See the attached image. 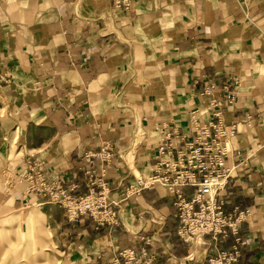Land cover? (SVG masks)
<instances>
[{"label": "crops", "instance_id": "0c3cea01", "mask_svg": "<svg viewBox=\"0 0 264 264\" xmlns=\"http://www.w3.org/2000/svg\"><path fill=\"white\" fill-rule=\"evenodd\" d=\"M127 2L0 0V90L13 112L5 121L18 125L24 140L10 195L56 207L59 264H104L121 249L144 245L155 252L154 264H210L233 236L185 242L167 189L155 184L127 196L124 186L154 167L161 123L185 128L194 109L208 120L206 104L218 97L220 117L237 126L224 208L251 210L237 264H264V0ZM105 144L113 153L105 181L118 203L116 224L70 221L15 178L36 159L67 178L69 192L83 193L85 153ZM40 217L31 208L26 219L44 228Z\"/></svg>", "mask_w": 264, "mask_h": 264}, {"label": "built area", "instance_id": "2783aa9c", "mask_svg": "<svg viewBox=\"0 0 264 264\" xmlns=\"http://www.w3.org/2000/svg\"><path fill=\"white\" fill-rule=\"evenodd\" d=\"M113 3L117 8L128 5L127 0H113ZM213 87L209 85V89ZM218 103V97H213L206 104L210 110L208 120H200L199 109H194L188 114L189 123L185 128L172 122L161 123L154 167L146 176L135 177L124 186V193L138 195L160 182L168 190L175 208L176 234L190 243L206 234L215 239L231 235L235 240L232 247L208 261L210 264H237L241 255L238 246L241 225L251 210L235 207L227 212L224 208V191L231 177L227 164L228 143L235 137L237 126L220 117L219 109L215 108ZM111 149L105 144L85 153L87 163L81 171L89 188L80 194L69 192L64 187L67 178L49 174L36 159H28L26 166L15 172V178L25 182L26 193L62 207L70 221L87 216L98 225L116 224L118 203L109 197L105 181L106 166L113 156ZM155 258V252L144 245L139 249H121L104 264H154Z\"/></svg>", "mask_w": 264, "mask_h": 264}, {"label": "rangeland", "instance_id": "374dc122", "mask_svg": "<svg viewBox=\"0 0 264 264\" xmlns=\"http://www.w3.org/2000/svg\"><path fill=\"white\" fill-rule=\"evenodd\" d=\"M12 114L7 97L0 90V264H59L54 243L60 218L56 207L39 204L37 200L21 204L9 193L14 185L11 181L13 163L20 160L24 143L18 125L12 120L11 123L5 121L11 119ZM31 208L41 212L39 223H43L44 228L36 222L28 224L26 218Z\"/></svg>", "mask_w": 264, "mask_h": 264}]
</instances>
